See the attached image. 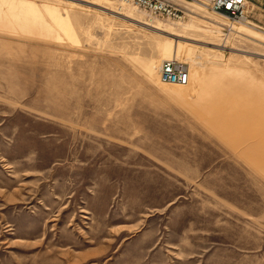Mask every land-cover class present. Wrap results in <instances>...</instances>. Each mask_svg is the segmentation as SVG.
Wrapping results in <instances>:
<instances>
[{"label":"rangeland","instance_id":"rangeland-1","mask_svg":"<svg viewBox=\"0 0 264 264\" xmlns=\"http://www.w3.org/2000/svg\"><path fill=\"white\" fill-rule=\"evenodd\" d=\"M176 1L0 0V264H264V13Z\"/></svg>","mask_w":264,"mask_h":264},{"label":"built area","instance_id":"built-area-1","mask_svg":"<svg viewBox=\"0 0 264 264\" xmlns=\"http://www.w3.org/2000/svg\"><path fill=\"white\" fill-rule=\"evenodd\" d=\"M148 12L157 19L180 21L184 10L172 0H124ZM213 12H222L233 23L255 22L257 12L264 13V0H206ZM252 24V23H251ZM160 80L165 84L186 86L190 81L189 69L180 60L164 61L159 69Z\"/></svg>","mask_w":264,"mask_h":264},{"label":"bare ground","instance_id":"bare-ground-1","mask_svg":"<svg viewBox=\"0 0 264 264\" xmlns=\"http://www.w3.org/2000/svg\"><path fill=\"white\" fill-rule=\"evenodd\" d=\"M123 2H125V3H128V2H126V1H124V0H122ZM193 1H198V2H200L201 4V6H203L204 8H206V9H208V10H210L209 9V7L206 5V0H193ZM122 2V3H123ZM124 3V4H125ZM128 4H132V3H128ZM127 5V4H126ZM134 5V4H133ZM136 6V5H135ZM180 6V5H179ZM181 7V6H180ZM182 8V7H181ZM184 10V9H183ZM211 12H213L212 10H210ZM184 12H185V10H184ZM186 13V12H185ZM214 14H218V15H220V16H222L223 18H227L226 17V15L224 14V13H222V12H214ZM183 20V19H182ZM181 21V20H180ZM180 21H172V22H180ZM233 23V22H232ZM173 36H175V35H173ZM173 60H175V59H173ZM177 60H179V59H177ZM170 61V60H169ZM181 61V60H180ZM186 62H189V64H190V69H189V67H188V69H189V74H190V81H189V83H188V85L190 84V82H191V78H192V74H193V72H194V70H196V69H199L200 67H201V65H202V63L201 62H198V61H195V59L193 60V59H190V60H188V61H186ZM171 85V84H170ZM188 85H186V86H178V85H172V86H177V87H187Z\"/></svg>","mask_w":264,"mask_h":264},{"label":"crops","instance_id":"crops-1","mask_svg":"<svg viewBox=\"0 0 264 264\" xmlns=\"http://www.w3.org/2000/svg\"><path fill=\"white\" fill-rule=\"evenodd\" d=\"M172 1H174V2H176L177 3V1L176 0H172ZM178 4V3H177Z\"/></svg>","mask_w":264,"mask_h":264}]
</instances>
